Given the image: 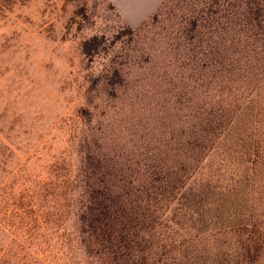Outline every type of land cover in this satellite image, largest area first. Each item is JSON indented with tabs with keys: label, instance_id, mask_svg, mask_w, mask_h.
<instances>
[{
	"label": "trees",
	"instance_id": "trees-1",
	"mask_svg": "<svg viewBox=\"0 0 264 264\" xmlns=\"http://www.w3.org/2000/svg\"><path fill=\"white\" fill-rule=\"evenodd\" d=\"M198 3L204 14L180 16L179 34L211 71L191 113L182 100L164 128L127 131L149 142L129 154L88 148L98 163L76 166L66 150L47 192L21 195L19 224L61 241L67 264H82L81 244L95 264H264V0Z\"/></svg>",
	"mask_w": 264,
	"mask_h": 264
},
{
	"label": "rangeland",
	"instance_id": "rangeland-1",
	"mask_svg": "<svg viewBox=\"0 0 264 264\" xmlns=\"http://www.w3.org/2000/svg\"><path fill=\"white\" fill-rule=\"evenodd\" d=\"M195 1L0 0V264L69 263L61 241L18 222L21 195L47 192L58 155L69 150L77 166L98 163L88 148L102 160L113 145L129 154L149 142L127 131L164 128L163 111L173 116L182 100L179 113H191L211 71L179 34L180 16L204 14ZM248 116L245 107L242 123ZM76 251L95 264L82 244Z\"/></svg>",
	"mask_w": 264,
	"mask_h": 264
}]
</instances>
